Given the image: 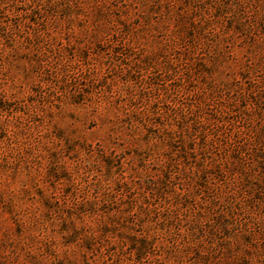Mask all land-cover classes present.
I'll use <instances>...</instances> for the list:
<instances>
[{"label": "rangeland", "instance_id": "374dc122", "mask_svg": "<svg viewBox=\"0 0 264 264\" xmlns=\"http://www.w3.org/2000/svg\"><path fill=\"white\" fill-rule=\"evenodd\" d=\"M0 32V264H264V0H0Z\"/></svg>", "mask_w": 264, "mask_h": 264}, {"label": "trees", "instance_id": "16d2710c", "mask_svg": "<svg viewBox=\"0 0 264 264\" xmlns=\"http://www.w3.org/2000/svg\"><path fill=\"white\" fill-rule=\"evenodd\" d=\"M0 38H5V39H8V37H7V35H6V33H2V32H0ZM37 39V38H36ZM36 39H34V40H36ZM9 41V40H8ZM1 53V52H0ZM182 124L184 125V126H188L189 127V119H187V117L186 118H184L183 119V121H182ZM187 127V128H188ZM181 128V127H180ZM168 142H170V141H168ZM170 144V143H169ZM192 145H187L185 148H184V150L186 151V153L188 154L189 152H190V150L193 148V147H191ZM190 154V153H189ZM188 154V155H189ZM253 158L254 159H256V160H259V159H263L264 160V153H262V152H255L254 154H253ZM260 164H263V163H261L260 162ZM166 176H167V174H166ZM126 186L128 187L129 185H128V183L126 184ZM148 186H150V185H148ZM222 218H224V221H223V219L220 221V223H221V226H222V229L224 230V231H229L230 229H231V227H232V225H233V223L231 222V219H228L227 217H222ZM105 230H106V227H105ZM249 238L250 237H248V235H246V236H243V237H241L240 239H239V241L241 242V244H250V240H249ZM133 243L136 245L135 246V248L137 249V251H138V253L139 254H143L145 251H147V249H148V247L150 246V245H152V243L150 242V241H148V240H145V239H142V240H135V238L133 239ZM255 249H257V248H255ZM262 249L263 250H259L260 252V254L264 251V247H262ZM221 250L223 251V253L227 256V254L228 253H232V251L229 249V247H227V246H225V245H223V244H221ZM244 252H245V254H246V256L244 257V259H242L240 262H239V264H246L245 262H247L246 260H248V261H250V258L252 257V256H254V249H250V248H248V249H244ZM259 254V255H260Z\"/></svg>", "mask_w": 264, "mask_h": 264}]
</instances>
